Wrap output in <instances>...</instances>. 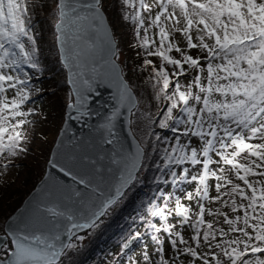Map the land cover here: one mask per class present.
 I'll return each instance as SVG.
<instances>
[{"label": "snow or ice", "instance_id": "1", "mask_svg": "<svg viewBox=\"0 0 264 264\" xmlns=\"http://www.w3.org/2000/svg\"><path fill=\"white\" fill-rule=\"evenodd\" d=\"M136 50L151 69L148 80L162 101L148 116L155 190L140 222L147 239L126 264H264V0H119ZM57 39L80 111L90 90L85 79L96 57L116 73L118 103L136 107L113 57L114 34L102 0L79 10L58 2ZM29 0H0V178H10L28 153L43 115L36 107L42 72ZM75 69V71H73ZM95 72V67L91 68ZM88 85V89H85ZM106 128L111 136L112 120ZM170 131L162 136L152 127ZM107 143H113L107 139ZM117 181L102 187L96 161L80 158L53 167L75 185L51 192L31 216H13L0 235V264H62L81 233L95 230L145 170L148 154L137 144ZM79 169V170H78ZM128 248V242L122 249ZM123 254L114 257L121 264Z\"/></svg>", "mask_w": 264, "mask_h": 264}, {"label": "rangeland", "instance_id": "2", "mask_svg": "<svg viewBox=\"0 0 264 264\" xmlns=\"http://www.w3.org/2000/svg\"><path fill=\"white\" fill-rule=\"evenodd\" d=\"M29 2L33 6L32 22L35 26L38 47L40 49V63L42 65V72L38 74L37 79L34 81L36 87L41 90L35 99L36 107L42 111L43 115L38 119L33 129L32 141L28 144L27 155L21 157L17 161V167L13 169L10 178L6 180L0 178V195H6L8 198H10L14 192L18 193L19 191H22L21 193L27 197L43 177L52 147L64 121L66 105L71 100V93L66 82V73L59 62L56 49V33L54 26L58 20L57 0H29ZM114 2H116V0H105L103 5L102 0V9L106 14V9H109L111 7L110 5ZM36 15H38V17H36ZM108 19L112 26L115 40L118 44L117 61L122 66L124 75L127 73L125 68L126 60L134 59V62H136L134 71L135 82L137 84L133 86L130 85L137 94L139 105L135 110L137 111L136 114L133 115L136 124L133 123V120L132 124L135 134L141 139L143 137L141 134H147L149 131L147 117L153 116L151 115V107L153 106V112L156 116L158 107L162 106V101L156 98L155 91L151 82L148 80V76H143L141 73L142 71L138 70V65L143 63V59L138 58L136 50L131 47V44L134 42L132 27L130 25H121L119 22L117 23V27H114L109 16ZM150 72L151 69L149 68L148 73ZM129 74H134L132 68L130 69ZM145 84L150 85L148 87V94L145 93L147 89L143 86ZM146 95L149 96L147 97ZM139 98L143 101V106H141ZM161 131L164 132V135L162 136L172 137L173 135L168 130L161 129ZM143 143V146L145 147V142ZM15 195L16 194H14V197ZM23 195L20 199L13 201V206H16L15 210L26 198L22 199ZM140 195L142 197V210L134 213L132 222L126 232L121 233V231H118L114 237L110 236L109 233L106 234L105 242H103V245L101 244V254L99 256L90 255L87 257L86 261L90 264H113L114 257L119 258L120 254H123L121 264H126L129 257L135 258L140 254L145 243H151L147 239L133 240L131 238L135 231H140L142 233L145 231L144 226L140 222V217L144 215L146 205L151 199L152 194L149 195L143 193ZM2 198L0 199V203L2 202L0 205V211L5 206L4 202H6L3 201ZM106 217L107 216L103 218V223ZM102 224L99 228L102 227ZM99 228L83 234L85 239L77 241L78 246L64 255L62 264H74L77 257L84 252V248L96 238L95 235H97L96 232ZM2 231L3 227L0 230V234ZM125 242H128V248L122 249V245Z\"/></svg>", "mask_w": 264, "mask_h": 264}, {"label": "water", "instance_id": "3", "mask_svg": "<svg viewBox=\"0 0 264 264\" xmlns=\"http://www.w3.org/2000/svg\"><path fill=\"white\" fill-rule=\"evenodd\" d=\"M58 2L59 0H57V4ZM68 2L79 10L84 11L85 9L82 6L90 3L91 0H68ZM102 14L105 17V25L114 34L108 16L103 9ZM56 24L54 26L56 49L59 62L66 73V82L71 93V100L66 105L64 121L52 147L43 177L23 200L22 204L5 220L3 231L0 235L6 230V221L7 223H11V218L13 216H20L21 213L24 214L25 218H28L37 205L48 199L51 192L58 191L60 188L68 185L77 188L83 187L75 185L70 177L65 176L59 170V166L53 167L54 162L67 163L70 160L76 161L80 158H90L96 161L93 166L97 170L95 180L100 182L102 187H105L115 183L123 170V165L113 163L114 154H116L115 159H130L136 151L137 144L143 145L135 134L132 124L134 112L139 105L138 97L125 77L123 68L117 61V56L113 57L117 70L128 85L136 101V107L132 112L129 113L127 106L119 105L118 93L120 82L116 78V73H113L105 64L104 59H101L99 56L90 64L85 76V79L90 80V90L84 92L86 100L83 106L79 112L74 107H69L70 104H76V92L72 84L69 83L71 73L64 65V53L61 43L57 39L59 33L56 30ZM92 67H95V72L91 71ZM84 87L88 89V85ZM117 108H119V111L111 122L113 126L110 136L108 130L102 126L109 122V117L116 112ZM107 139H112L113 143H107ZM135 181L128 186L125 194L130 190ZM85 233L87 232L81 233V235Z\"/></svg>", "mask_w": 264, "mask_h": 264}, {"label": "trees", "instance_id": "4", "mask_svg": "<svg viewBox=\"0 0 264 264\" xmlns=\"http://www.w3.org/2000/svg\"><path fill=\"white\" fill-rule=\"evenodd\" d=\"M104 3L105 0H103V5ZM110 6L111 7L109 9L107 8L106 11L114 27H117L118 22L121 23V25L123 24L129 25L121 18L122 14H121V6L119 4V0H116V2L112 3ZM38 15H36V17H38ZM135 65L136 62H134V59L126 60L125 62V68L127 71L125 76L132 86L137 84L135 82V71H134V67H136ZM131 68L133 69V73H134L133 75L129 74ZM148 71L149 69H147L146 71H142L141 73L143 74V76L144 75L149 76L150 73H148ZM143 86L147 88L145 93L148 94L149 92L148 87L150 85L145 84ZM139 99L141 101V106H143L142 104L143 101L141 100V98ZM151 111H150L151 115L155 116V113L153 112L154 111L153 106L151 107ZM136 112L137 111L134 112V115L136 114ZM133 123L136 124V121L134 119H133ZM153 126L155 132L164 135V132L161 131V129L155 127V125ZM141 135L143 137L139 140L142 141V144H144L143 142H145V150L146 153L148 154L145 170L139 173L138 178L136 179L135 183L132 185L130 190H128V192L120 200V202L109 211V214L105 218L102 227H100L96 232L97 233V235H95L96 238L84 248V252H82L81 255L77 257L74 264H88L89 262L86 261L88 256L90 255L99 256L101 254V244L103 245V242H105V238H106L105 235L109 233L110 236L114 237L118 231H121V233L126 232L128 227L130 226V223L132 222V217L134 213H137L142 210L143 205L141 203L142 197L140 194L143 193L149 195L153 194L155 190V185L153 184V176L155 174V170L154 168L151 167V164H152V160L155 157L154 154L151 153V149L148 146L150 141L148 140L147 134L142 133ZM21 192L22 191H19L18 193L14 192L10 198H8L6 195L5 196L0 195V199L3 197L2 200L6 201L4 202L5 204L4 208L0 211V230L3 227L5 220L15 211L16 206H13V201L20 199V197H22L23 194ZM14 194H16L15 197ZM25 197L26 196L23 195L22 199H24Z\"/></svg>", "mask_w": 264, "mask_h": 264}, {"label": "bare ground", "instance_id": "5", "mask_svg": "<svg viewBox=\"0 0 264 264\" xmlns=\"http://www.w3.org/2000/svg\"><path fill=\"white\" fill-rule=\"evenodd\" d=\"M31 135H33V130H32V132H31Z\"/></svg>", "mask_w": 264, "mask_h": 264}]
</instances>
